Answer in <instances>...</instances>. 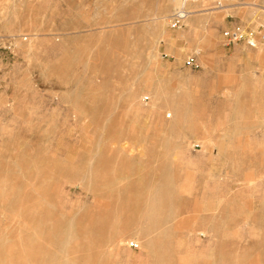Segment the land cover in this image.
<instances>
[{"label":"rangeland","instance_id":"rangeland-1","mask_svg":"<svg viewBox=\"0 0 264 264\" xmlns=\"http://www.w3.org/2000/svg\"><path fill=\"white\" fill-rule=\"evenodd\" d=\"M167 2L0 0V264H264V0Z\"/></svg>","mask_w":264,"mask_h":264},{"label":"built area","instance_id":"built-area-1","mask_svg":"<svg viewBox=\"0 0 264 264\" xmlns=\"http://www.w3.org/2000/svg\"><path fill=\"white\" fill-rule=\"evenodd\" d=\"M182 6L177 9L168 19L167 27L169 30L178 32L183 29L186 21L190 16V11L187 8L188 3H194L197 0H182ZM223 38L227 45H243L249 49L257 50L264 46V11L261 17V22L258 25L247 23H234L232 26L224 30ZM14 48V41L0 37V50L12 51ZM1 64V60H0ZM186 64L193 69H198V59L196 55L190 56ZM130 248L136 249L139 247L138 243L131 242Z\"/></svg>","mask_w":264,"mask_h":264},{"label":"bare ground","instance_id":"bare-ground-1","mask_svg":"<svg viewBox=\"0 0 264 264\" xmlns=\"http://www.w3.org/2000/svg\"><path fill=\"white\" fill-rule=\"evenodd\" d=\"M168 2L163 6V10H162V13L164 14V13H167L168 11H170V9H171V4L175 1V0H167ZM196 2H199V0H197ZM180 4H178L179 5V7H181L182 6V4H183V1H182V3L181 2H179ZM181 5V6H180ZM173 6V5H172ZM171 194V192H168V193H166L165 195H166V197H159L158 199L156 198V199H152L153 201L151 202V211L152 212H155V209L154 208H156L161 202L164 204V199H166V198H169V195ZM157 196V195H156ZM158 197V196H157ZM167 202V201H166ZM165 202V203H166ZM150 203V202H149ZM167 204V203H166ZM165 204V205H166ZM172 204V203H171ZM147 205V204H146ZM173 205V204H172ZM168 206V205H167ZM162 207H163V205H162ZM170 211V210H169ZM143 212V211H142ZM146 212H148V211H146ZM169 213V215H170V212H168ZM164 214V213H163ZM166 214H167V212H166ZM166 214H164V215H166ZM144 216H145V214H144ZM148 216V215H147ZM153 216H154V214H153ZM146 217V216H145ZM148 218V217H147ZM150 218V217H149ZM148 218V219H149ZM153 218V217H152ZM161 218H162V216H161ZM144 219V218H143ZM148 219H146V220H148ZM169 219H170V217H169ZM168 219V220H169ZM141 220H142V218H141ZM149 220H151V219H149ZM153 220V219H152ZM151 220V221H152ZM140 221V220H139ZM143 221V220H142ZM154 221V220H153ZM163 221V220H162ZM171 221V220H170ZM149 222V221H148ZM165 222H166V219H165ZM157 223H159V222H157ZM141 224V223H140ZM146 224L147 223H145V226H146ZM150 223H148V225H149ZM170 224V223H169ZM151 226L153 225V224H150ZM161 225V224H160ZM144 226V225H143ZM155 226H156V224H155ZM154 226V227H155ZM163 226V225H162ZM166 226L168 227V225H167V223H166ZM148 227V226H147ZM145 228V227H144ZM149 228V227H148ZM157 228V227H156ZM161 228V227H160ZM163 228V227H162ZM147 229V228H146ZM155 229V228H154ZM164 229V228H163ZM160 230V229H159ZM151 231V230H150ZM157 231V230H156ZM168 231H170L169 230V228H168ZM161 232V231H160ZM159 232V233H160ZM171 232V231H170ZM163 233V232H162ZM166 233V232H165ZM150 234V233H149ZM148 234V235H149ZM166 235H168V233H166ZM166 235H163V236H166ZM171 235V234H170ZM159 236V235H158ZM170 237V236H169ZM65 240V239H64ZM153 242V241H152ZM63 243H65V242H63ZM154 243H156L155 241H154ZM66 245H67V243H66ZM149 245V244H148ZM69 246V245H68ZM70 257V256H69ZM56 264V263H55Z\"/></svg>","mask_w":264,"mask_h":264}]
</instances>
